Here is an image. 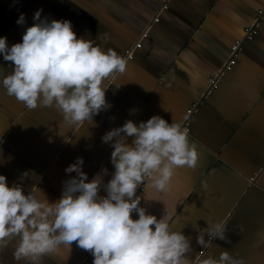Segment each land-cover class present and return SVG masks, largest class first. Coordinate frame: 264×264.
Wrapping results in <instances>:
<instances>
[{"label": "crops", "instance_id": "1", "mask_svg": "<svg viewBox=\"0 0 264 264\" xmlns=\"http://www.w3.org/2000/svg\"><path fill=\"white\" fill-rule=\"evenodd\" d=\"M38 9L42 19L69 20L77 38L124 58L139 45L126 59V72L108 82L110 107L80 128L64 124L55 107L27 109L9 97L2 79L13 65L0 54V175L7 185L21 184L25 195L35 186L56 202L64 182L77 177L65 169L81 157L86 182L102 177L98 195L104 197L115 169L114 140L104 143L102 136L127 120L139 126L153 115L173 119L196 144L198 164L175 169L167 191L142 184L139 206L157 219L173 214L171 229L190 238L193 264L201 252L219 259L222 251L244 264H264V242L257 244L264 230V0H0V37L9 48L22 42ZM21 13L25 22L19 25ZM246 27L254 33L245 35ZM100 33L109 39H97ZM236 40L234 63L222 71ZM36 196L43 198L39 191ZM213 222L226 225L227 240L213 239L204 249L197 235ZM18 240L0 251V264H30L12 258ZM43 264H93V256L73 242L46 255Z\"/></svg>", "mask_w": 264, "mask_h": 264}, {"label": "clouds", "instance_id": "2", "mask_svg": "<svg viewBox=\"0 0 264 264\" xmlns=\"http://www.w3.org/2000/svg\"><path fill=\"white\" fill-rule=\"evenodd\" d=\"M41 12L34 13V23L26 28L22 42L9 48L6 37H0V54L13 65L11 74L3 76L2 86L27 109L55 107L66 125L80 128L86 121L93 123L94 115L110 107L105 96L108 82H117L128 61L111 47L105 51L93 40L77 38L69 20L49 22L41 18ZM24 22L21 13L16 23ZM101 38L107 41L109 36L100 33L97 39ZM126 137H133L131 144ZM101 139L104 143L114 140L115 172L104 185V197L98 195L102 177L86 182L81 157L65 169L77 177L64 182L60 199L53 203L39 188L33 186L25 195L21 184L9 187L0 175V251L19 237L12 252L16 262L43 264V258L56 253L60 245L70 249L75 242L91 253L93 264H193L187 255L192 251L190 238L171 229L173 214L165 212L160 219L146 214L136 195L142 184L167 191L175 169L197 166L199 152L187 131L173 119L168 123L153 115L139 126L127 120ZM28 176L26 171L21 179ZM38 191L43 198H37ZM133 212L138 219L131 218ZM225 232L223 222L208 223L199 231L197 243L210 248L213 239L227 240ZM257 235V244L264 242V230ZM204 256L201 252L197 264H244L228 251H222L219 259Z\"/></svg>", "mask_w": 264, "mask_h": 264}, {"label": "built area", "instance_id": "3", "mask_svg": "<svg viewBox=\"0 0 264 264\" xmlns=\"http://www.w3.org/2000/svg\"><path fill=\"white\" fill-rule=\"evenodd\" d=\"M162 7L164 8V5H162ZM243 32L245 35H248V34H251V33H254V29L253 27H246L243 29ZM238 44H239V41L236 40L234 41V43L232 45H230L229 47V58L227 59V61H225L223 67H222V71H225V70H229L231 65L234 63V55H235V52L237 51L238 49ZM139 45V42L136 41L132 48L131 49H127L125 50L124 54H125V59H130L131 58V54H132V49L134 47H137ZM221 71V72H222ZM220 72V73H221ZM209 87H215V80L214 79H211L209 81ZM191 111V109H188L187 112Z\"/></svg>", "mask_w": 264, "mask_h": 264}, {"label": "rangeland", "instance_id": "4", "mask_svg": "<svg viewBox=\"0 0 264 264\" xmlns=\"http://www.w3.org/2000/svg\"><path fill=\"white\" fill-rule=\"evenodd\" d=\"M192 107H193V105H191V106L189 107V109H192Z\"/></svg>", "mask_w": 264, "mask_h": 264}]
</instances>
